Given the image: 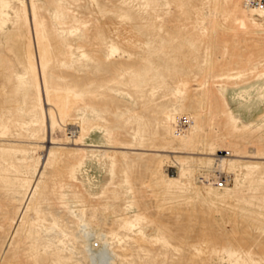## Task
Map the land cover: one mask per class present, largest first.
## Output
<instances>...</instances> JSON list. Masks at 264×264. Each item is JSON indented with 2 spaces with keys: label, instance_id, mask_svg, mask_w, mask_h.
<instances>
[{
  "label": "rangeland",
  "instance_id": "rangeland-1",
  "mask_svg": "<svg viewBox=\"0 0 264 264\" xmlns=\"http://www.w3.org/2000/svg\"><path fill=\"white\" fill-rule=\"evenodd\" d=\"M235 3L0 0V264H264V20Z\"/></svg>",
  "mask_w": 264,
  "mask_h": 264
},
{
  "label": "bare ground",
  "instance_id": "bare-ground-1",
  "mask_svg": "<svg viewBox=\"0 0 264 264\" xmlns=\"http://www.w3.org/2000/svg\"><path fill=\"white\" fill-rule=\"evenodd\" d=\"M238 3H239V0H236L234 7L229 11V16L232 18L233 23L238 28H242V29L247 28V22H249V21L264 20V12H260V11L245 7L243 5V0H241L240 4H241V8L244 12H240ZM248 13H249V15H248ZM220 169H221V166L219 165L218 170H220ZM211 184H212L211 181L208 183L198 181L195 183L194 186H195L196 192L204 194L210 190Z\"/></svg>",
  "mask_w": 264,
  "mask_h": 264
},
{
  "label": "built area",
  "instance_id": "built-area-1",
  "mask_svg": "<svg viewBox=\"0 0 264 264\" xmlns=\"http://www.w3.org/2000/svg\"><path fill=\"white\" fill-rule=\"evenodd\" d=\"M243 5L247 8L254 9L260 12H264V0H243ZM221 154L229 155L230 152L228 149L221 150ZM229 174L225 172H221L219 170H214L212 174H204L199 175L198 179L200 182H213L215 186H223L224 184L228 183L230 177ZM91 249H96L99 247V242L93 240L90 245Z\"/></svg>",
  "mask_w": 264,
  "mask_h": 264
}]
</instances>
